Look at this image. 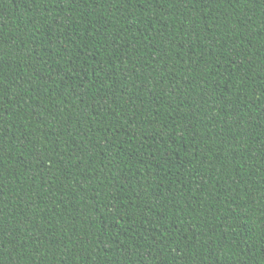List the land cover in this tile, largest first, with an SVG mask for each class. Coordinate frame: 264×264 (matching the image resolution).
<instances>
[{"label": "trees", "instance_id": "trees-1", "mask_svg": "<svg viewBox=\"0 0 264 264\" xmlns=\"http://www.w3.org/2000/svg\"><path fill=\"white\" fill-rule=\"evenodd\" d=\"M0 264H264V0H0Z\"/></svg>", "mask_w": 264, "mask_h": 264}]
</instances>
